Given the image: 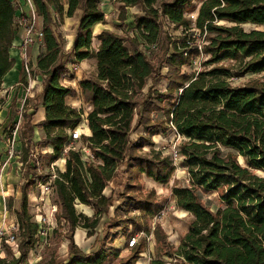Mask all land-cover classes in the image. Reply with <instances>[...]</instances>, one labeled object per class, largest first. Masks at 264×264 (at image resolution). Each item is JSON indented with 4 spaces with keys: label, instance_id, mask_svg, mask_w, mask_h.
I'll return each mask as SVG.
<instances>
[{
    "label": "trees",
    "instance_id": "1",
    "mask_svg": "<svg viewBox=\"0 0 264 264\" xmlns=\"http://www.w3.org/2000/svg\"><path fill=\"white\" fill-rule=\"evenodd\" d=\"M115 1L121 21L128 7H139L132 22L136 35L102 30L94 36V24L105 20L101 0H33L42 32L41 38H35L42 47L35 64L42 76L41 91L33 96L34 105L44 108V118L31 123L33 112L25 111V98L24 127L19 130L24 182L14 211L18 255L1 257L0 264H26L37 242L39 227L28 209V192L50 173L33 179L37 158H30L31 147H50V152H44L49 162L60 158L71 140L69 132L82 120L90 133L81 132L78 140L90 156L70 149L64 156V170H57L52 180L56 214L69 227L67 257L39 264H104L119 255L117 248L107 245V235L95 250L85 252L71 234L82 226L92 235L115 200L114 192L105 195L103 190L120 172L126 185L108 225L121 227L128 238L145 229L135 216L122 217L119 212L140 210L154 216L162 210L153 190L141 194L140 179L145 175L161 184L170 180L173 160L170 154L156 152L152 139L170 129L181 137L179 165L188 175L187 184L173 186L171 193L176 205L193 219L167 255L182 264H264V79L234 82L264 71V0H201L197 7L194 0ZM17 9L16 0H0V84L14 64L10 51L18 35ZM77 11L73 43L65 50V38L57 27ZM165 23L180 29L179 35L172 36ZM244 24L263 28L246 29ZM93 37L99 41L96 50ZM150 53H155V60ZM90 57L96 59V74L77 81L84 101L91 105L84 116L81 108L65 104V98L75 97L77 90L62 79L66 74L74 78L70 70ZM194 63L198 69L184 70ZM26 75L22 62L19 81L25 83ZM160 78L167 80L164 91L147 85L149 79ZM34 126L45 132L37 142L32 139ZM147 146L150 155L140 154ZM209 192L218 193L220 204L215 209L202 200V194ZM77 202L89 205L93 214L78 212ZM155 234L160 245L168 246L159 227ZM143 251L140 236L117 264H136Z\"/></svg>",
    "mask_w": 264,
    "mask_h": 264
},
{
    "label": "rangeland",
    "instance_id": "2",
    "mask_svg": "<svg viewBox=\"0 0 264 264\" xmlns=\"http://www.w3.org/2000/svg\"><path fill=\"white\" fill-rule=\"evenodd\" d=\"M109 1L115 8L113 11L114 15L107 16L106 21L104 22L106 23L104 28L109 29L119 36L133 34L136 35V30L134 29L132 22L134 14L140 12L139 7L135 6L130 9L128 8L126 19L121 21L118 17V11L116 9V1ZM200 1L201 0H194V5L197 7ZM107 2L108 0H104L103 2L101 1V7ZM27 12L30 11L27 10ZM195 14L196 10L191 13V16H194ZM35 23V26L38 27L39 24L37 19ZM16 25H19L18 20L16 21ZM165 26L172 36L179 35L180 29L174 30L173 27L167 23H165ZM61 27V24L58 25L57 30H61V32H63ZM244 27L246 29L252 27L260 29L263 28V26H253L251 24H244ZM33 40H35L34 37ZM154 55L155 53H150V56H152L153 60H155ZM223 63L228 64V61ZM183 68L185 71L190 73L192 70H196L199 67L197 66V63H194L191 66H186ZM65 77H67V74ZM249 78L264 79V71L256 74L246 75L241 79L235 80L234 82H244ZM166 84L167 80L165 78H160L155 82L152 79H149L147 82V85H152L154 88H157L161 91L165 90ZM27 87H29V84L27 85L20 82H16L10 87H3V85L0 84V109L4 104L11 103L10 117L8 122L5 123L7 125L5 128V133L3 132V129L0 130V137L1 139H4V147L1 148L0 152V229L6 227L9 221H16L14 211L19 206L21 194L20 187L22 182H24V178L22 176L23 162L21 157L19 130L24 127V122L21 115L24 97L33 93V91H31V89H27ZM33 119L35 120V118ZM84 124L85 123L82 120L77 127L80 132H82ZM12 126L13 128H11ZM10 131H12L11 134ZM138 131H140V129H138L137 132ZM44 135L45 132L43 130H38L37 134L33 136V140L37 142L38 137H44ZM132 137L134 138L135 134H133ZM152 139L154 141L153 149L156 152L159 151L161 156H165L170 154L174 144L177 146L181 140V137H178L176 132L170 129L165 133L153 136ZM82 145L83 143L81 140L74 142V146L76 148ZM31 148L30 158L33 160H36L35 158H37V169L31 171L35 175L33 179H37L38 175L51 172V170H55V172L60 170V165H58L57 162L56 165H54V169H52L50 166L49 159L44 153V151L48 150L47 148L49 147L34 145ZM150 150L151 148L148 146L143 147L139 153L150 155ZM174 165L175 170L170 180L166 184L155 182L153 179L146 177L145 175H142L140 179L142 184V189L140 191L141 194H145L147 191L153 190L155 199L160 201L163 205L162 210L159 213L154 216H146L140 210L129 212L126 215H124L123 212H119V215L122 217L132 215L135 216V220L139 221L145 228L142 229V232L147 234L146 236H151L149 239L144 237V251L136 261V264H152L156 260L160 261L161 264H174V262L176 264H182V262L179 261V258L170 257L166 253L167 251L172 250V248L177 247L180 238L187 231L189 222L193 219V216L189 212L179 208L176 205L175 199L172 196L171 188L173 186H183L188 182V175L186 170L179 165V159L176 160ZM61 170H64V165L63 169ZM124 177L125 174L120 172L118 175L117 186L111 187L110 184H108L107 189H113L115 200L113 205L109 208V212L102 215L92 235H88L87 229L82 226H77L74 233L71 234L73 242L85 252L95 250L98 246L99 240L107 235V245L117 248L119 255L115 257L110 256L104 264H117L121 258L130 254V248L127 247L126 242L128 239V232L124 233L121 227L111 228L108 225V220L113 215V210L122 201L121 195L124 192L126 185V177L125 179ZM107 189L106 191H108ZM8 198L11 199L9 200ZM202 200L212 209H215L216 206L220 204L217 192L203 193ZM56 207L57 197L54 190H52L49 196L46 198V195L42 194L41 188L38 186V184H33L31 186V189L28 192V209L32 215V220L38 224L39 229L37 232V242L29 251L26 264H39V262H45L50 258H54L56 261H63L66 259L68 253V244L70 243L69 227L67 222L57 216L56 213L58 212V207L56 210H54ZM75 207L78 212H84L90 216L93 214L91 207H83L82 209H79L80 207L77 206V203ZM4 214L6 218L3 222L2 217H4ZM40 215L46 218L45 222L39 221ZM157 227H159L162 233L165 235L168 246L160 245L156 240L155 231ZM130 229L131 227L129 226L127 230L130 231ZM113 236L116 237L114 238ZM19 239L20 237L17 236V245H10L4 240H1L0 258L6 257L10 259L11 256L18 255Z\"/></svg>",
    "mask_w": 264,
    "mask_h": 264
},
{
    "label": "crops",
    "instance_id": "3",
    "mask_svg": "<svg viewBox=\"0 0 264 264\" xmlns=\"http://www.w3.org/2000/svg\"><path fill=\"white\" fill-rule=\"evenodd\" d=\"M102 2L104 0H101ZM17 4H18V9L16 11V16H15V22L18 20L19 25L17 26L18 28V35L15 38L13 44H12V49L10 51V56L14 59V64L12 66V70L6 75H4L1 84L3 85V87H10L12 85H14L16 82H20V69L22 66V62L27 59L30 63V69H31V73L30 75H26L25 77V83L23 84H29V87H27V89H31V91H33V93L27 95L24 97L27 98V103L25 105V111L32 113L33 115L31 117V123L35 124L36 122L42 120L44 118V108L41 106V104H37L34 105L35 102V98L33 95H35L36 93L38 94L41 91V78L42 76L36 72V68H35V64H36V57L39 54V52L42 50L41 44L40 42L35 39L33 40L32 43L23 46L21 44L22 38L25 35V30L22 24V20L23 18L28 15L30 12H27V10H30L29 5L25 2V0H16ZM135 7V6H133ZM129 9L132 7H128ZM114 7L113 5L110 3V1L108 0L107 3L102 5V10L104 11V22L106 21L107 16L110 15H114L113 11H114ZM80 15V11H77L73 16L70 17H64L63 21L61 23V30H57L58 32H60V34L65 38V50H69V48L71 47L72 43H73V37H74V33H75V28L78 22V18ZM17 19V20H16ZM38 24L40 23L39 18H36ZM104 22H98L96 24H94L93 26V35L95 36L97 33H99L102 30H107L110 31L109 29L104 28V26L106 25V23ZM70 29V31H69ZM112 32V31H110ZM113 33V32H112ZM115 34V33H114ZM99 44V41L93 37L92 38V47L94 50L97 49ZM14 67V68H13ZM75 68H72V73L74 74V78H68L67 77H63L62 81L66 82L67 84H71L73 85L76 90H77V95L75 97H66L65 98V104L70 105L72 107H75L76 109L81 108L84 112V114L86 115L87 112L91 109V105L89 103H86L81 95L80 90L77 87V81L79 79H81L82 77L88 78L90 76H93L96 74V59L95 57H90V58H86L83 59L79 62H77L74 66ZM90 67V68H89ZM90 69V70H88ZM6 76V77H5ZM22 83V82H20ZM23 100V102H24ZM23 105V104H22ZM10 104H4L2 106V108L0 109V130L3 129V132L5 133V128H6V122H8L9 117H10ZM23 110V109H22ZM21 110V111H22ZM34 116V117H33ZM35 118V120L33 119ZM38 130H42L39 127L34 126L33 128V136L37 134ZM2 132V133H3ZM82 132L85 134H89V129L87 127L86 124H84V127L82 129ZM3 133V134H4ZM42 137H38V140H40ZM33 139V138H32ZM37 140V141H38ZM34 141V140H33ZM21 143V142H20ZM4 147V139L0 137V152H1V148ZM48 150L44 151V152H50L51 148H47ZM1 158V156H0ZM57 163L58 165H60V170L63 169V165H64V160L61 159H57ZM62 167V168H61ZM63 171V170H61ZM118 183V176L114 177L108 184H110L111 187H115L117 186ZM108 185L104 188L103 193L105 195H110L113 192V189L110 188L109 190L107 189ZM106 189L108 191H106ZM76 205V204H75ZM77 206H79V209L84 208H90L89 205L86 204H82L77 202ZM92 209V208H91ZM82 211V210H81ZM93 211V209H92ZM84 213V212H82ZM88 216H90L87 213H84ZM92 251V250H91Z\"/></svg>",
    "mask_w": 264,
    "mask_h": 264
},
{
    "label": "built area",
    "instance_id": "4",
    "mask_svg": "<svg viewBox=\"0 0 264 264\" xmlns=\"http://www.w3.org/2000/svg\"><path fill=\"white\" fill-rule=\"evenodd\" d=\"M25 2L29 5L30 13L28 14V16H25L22 20V24H23V27L25 30V35L21 41V44L23 46L32 43L33 37L38 38V39L42 37V32H41L40 28L35 26L37 16L35 14L33 0H25ZM23 62H24V67L26 69L27 75H30V69H29L30 67L27 66L28 60L25 59ZM84 116H85V114H84ZM69 133L71 135V140L68 144L64 145V147L62 148V151H61V157L58 159L64 160V156L68 153V151L70 149H75V150L79 149L83 152L84 157H86V158L89 157L90 151L88 148H86L85 146H81V147L76 148L74 146V142L76 140H78L80 138V135H81V132L78 130V128L71 130ZM176 134L178 137H180V135L178 133H176ZM170 156L173 160V163H176V160H178L180 157L178 150H177V146L175 144L172 146V150L170 151ZM56 162H57V159L50 162V166L52 169H54V165H56ZM49 173H50V175H48V177L45 181L39 180L37 182L38 186L41 188L42 194L46 195V198L49 196L50 192L52 190H54V187L52 185V180L56 176L55 170L54 171L51 170V172H49ZM56 209H57V207L54 210H56ZM5 218H6V216L4 214V217H2L3 222H4ZM39 221L45 222L46 218L42 217L40 215ZM17 227H18L17 221H9V223L7 224L6 227L0 229V241L4 240L6 243H8L10 245H17V229H18ZM140 235L142 237H147L148 239L151 238V236H146L147 234H145L141 231L138 234L132 235L128 238L127 247L130 248V247L134 246L137 243V240L140 237ZM174 264H176V263L174 262Z\"/></svg>",
    "mask_w": 264,
    "mask_h": 264
}]
</instances>
